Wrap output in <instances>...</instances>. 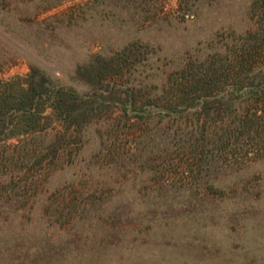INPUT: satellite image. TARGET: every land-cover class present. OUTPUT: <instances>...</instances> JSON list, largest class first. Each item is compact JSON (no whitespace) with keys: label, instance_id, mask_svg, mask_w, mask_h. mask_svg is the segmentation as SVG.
<instances>
[{"label":"trees","instance_id":"obj_1","mask_svg":"<svg viewBox=\"0 0 264 264\" xmlns=\"http://www.w3.org/2000/svg\"><path fill=\"white\" fill-rule=\"evenodd\" d=\"M215 1L183 0L191 28L167 16L145 27L156 43L88 53L84 91L33 50L25 76L0 81V264H65L79 252L62 237L90 245L93 231L208 214L205 191L235 199L251 180L264 162V0Z\"/></svg>","mask_w":264,"mask_h":264},{"label":"rangeland","instance_id":"obj_2","mask_svg":"<svg viewBox=\"0 0 264 264\" xmlns=\"http://www.w3.org/2000/svg\"><path fill=\"white\" fill-rule=\"evenodd\" d=\"M182 2L140 0L118 9L102 0H0V81L25 76L34 64L30 53L33 50L45 54L52 75L60 83L74 84L78 91H84L86 87L76 80L75 73L88 53L95 55L103 47L114 48L137 37L156 43L154 40L163 34L143 29L161 17L177 18L189 27V13ZM237 2L238 5L240 0ZM85 5L91 8L82 15L80 8ZM214 7L205 10L211 11L212 16L218 15V7L216 11ZM205 17L207 25L213 22L207 13ZM202 24L206 26L203 21ZM250 171L247 178L251 180L233 188L235 199H230L231 192L205 191L204 202L216 207L208 214L168 224L163 221L138 233L124 232L125 227L107 233L93 231V239L97 241L90 245L83 244L81 236L62 237L64 242L72 240L68 247L73 254L79 252L74 258L68 254L63 261L65 264H264V162L254 164ZM65 228L66 223H59L56 232L50 230L42 237L56 238L57 232ZM64 246L66 249L67 243Z\"/></svg>","mask_w":264,"mask_h":264}]
</instances>
